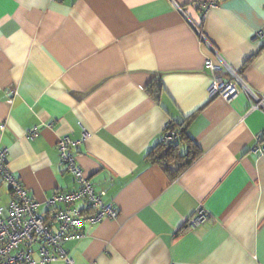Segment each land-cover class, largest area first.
I'll use <instances>...</instances> for the list:
<instances>
[{"label":"crops","instance_id":"obj_1","mask_svg":"<svg viewBox=\"0 0 264 264\" xmlns=\"http://www.w3.org/2000/svg\"><path fill=\"white\" fill-rule=\"evenodd\" d=\"M191 22L264 95V0H0L9 169L42 203L73 190L57 143L87 132L77 160L120 212L66 243L75 264H264V154L252 152L264 107L210 97L211 52ZM170 126L185 129L169 139L181 155L201 149L175 176L177 160L172 171L158 160ZM200 207L209 218L192 227Z\"/></svg>","mask_w":264,"mask_h":264},{"label":"built area","instance_id":"obj_2","mask_svg":"<svg viewBox=\"0 0 264 264\" xmlns=\"http://www.w3.org/2000/svg\"><path fill=\"white\" fill-rule=\"evenodd\" d=\"M213 3H203L208 9ZM178 9L184 14L182 7ZM199 38L204 41L211 54L206 57L205 66L211 76L209 95L221 96L227 100L246 93L255 102L252 108L264 107V95L258 93L233 69L219 51L205 37L201 27L191 22ZM255 38L264 39V26L254 32ZM226 68L228 78L220 75ZM38 128L28 131V137L37 135ZM166 139L177 137V132L169 129ZM89 138L84 132L82 140L63 136L57 143L60 163L73 175L76 188L56 191L42 203L29 194L20 179L8 167V150L0 148V264H51L61 261L63 264H75L66 248L69 240L85 235L86 227L102 222L104 219H116L120 212L111 202L103 201V191L91 184L77 160L76 149ZM258 143L252 152L264 154V145ZM9 190L7 204L2 203L1 188ZM81 203L83 206H79ZM45 205L46 211L41 210ZM208 211L200 207L188 221L197 226L208 220Z\"/></svg>","mask_w":264,"mask_h":264},{"label":"trees","instance_id":"obj_3","mask_svg":"<svg viewBox=\"0 0 264 264\" xmlns=\"http://www.w3.org/2000/svg\"><path fill=\"white\" fill-rule=\"evenodd\" d=\"M199 26L201 27V24H199ZM169 129L176 131L179 136H181L180 134L183 135L185 132L184 128L176 129L173 126H170ZM183 137H184V135L179 137V138H183ZM177 141H178V139H177ZM175 142L172 140H169V139H168V141H163L159 146L163 147V149H165V151H164L163 155L158 158V160L165 165V167L168 171H172V170H170L171 167L169 166V164L171 162L174 163V162H176L174 160H177V162H176L177 168L172 173L173 176H175V175L179 174L180 172H182L183 170H185L189 165H191L194 162V160L201 153V149L197 145L190 143V147H189L188 152H186L184 155H181L179 153V151L177 150V145H174Z\"/></svg>","mask_w":264,"mask_h":264}]
</instances>
